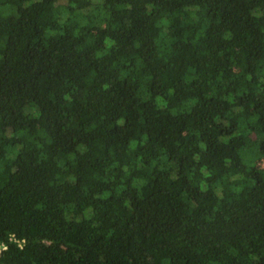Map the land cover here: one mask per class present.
<instances>
[{
	"label": "trees",
	"instance_id": "trees-1",
	"mask_svg": "<svg viewBox=\"0 0 264 264\" xmlns=\"http://www.w3.org/2000/svg\"><path fill=\"white\" fill-rule=\"evenodd\" d=\"M2 242L264 264V0H0Z\"/></svg>",
	"mask_w": 264,
	"mask_h": 264
},
{
	"label": "built area",
	"instance_id": "built-area-1",
	"mask_svg": "<svg viewBox=\"0 0 264 264\" xmlns=\"http://www.w3.org/2000/svg\"><path fill=\"white\" fill-rule=\"evenodd\" d=\"M10 239H13V240H16L14 237H11ZM16 241H18V240H16ZM22 244L21 243H19V246H21ZM7 246H6V243H4V242H2V243H0V251L2 250V249H5Z\"/></svg>",
	"mask_w": 264,
	"mask_h": 264
}]
</instances>
